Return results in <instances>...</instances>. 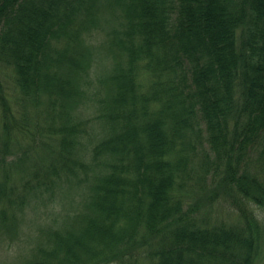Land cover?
Instances as JSON below:
<instances>
[{"label": "trees", "instance_id": "trees-1", "mask_svg": "<svg viewBox=\"0 0 264 264\" xmlns=\"http://www.w3.org/2000/svg\"><path fill=\"white\" fill-rule=\"evenodd\" d=\"M1 61L38 118L0 79V249L33 220L20 264H259L264 0H0ZM207 178L238 221L187 199Z\"/></svg>", "mask_w": 264, "mask_h": 264}, {"label": "rangeland", "instance_id": "rangeland-1", "mask_svg": "<svg viewBox=\"0 0 264 264\" xmlns=\"http://www.w3.org/2000/svg\"><path fill=\"white\" fill-rule=\"evenodd\" d=\"M105 18V17H104ZM103 20L101 19V24L100 26H102V28L107 29L108 24L106 22H102ZM96 30V29H95ZM98 34L96 35L101 41L104 39L106 34L104 32H101L97 29ZM94 42V41H93ZM98 78L99 75L98 74H94L93 73V79L96 80V82H98ZM0 79L4 85V88L9 96V98L11 99L12 105L14 108H16L18 110L17 112V116L18 117H29V119L31 120H35L38 118V114L37 112H35L36 110L32 109V107H25L22 104V95L19 93V91L17 90V87L15 85L14 82V78H13V73L12 70L10 68V66H8L7 63H5V61H1L0 62ZM142 81L146 84L149 83V78L148 75L146 73H142ZM96 115V112L94 111H85L83 113V118L86 121V123L89 125L88 126V133L90 136H92L94 134V132H97V128L98 126L96 124H94L92 126V123H95L94 121V116ZM39 140V139H37ZM197 151H199V147L197 146ZM253 160H257L258 159V151H254L253 153ZM31 156L33 157H37V155H35V152L31 153ZM251 167H257L256 164L251 165ZM212 168V167H211ZM213 170V168H212ZM216 184L217 181L216 179H211V178H207L206 183H205V187L204 188H190L189 189V195L190 197H187V199L192 202V203H197L198 204V209L199 212L206 214L209 218V220H211L212 222L214 221H218V220H227L228 222H233V221H238V211L236 210V208L234 207V205L232 204V202H230V198L228 199V201L224 200L223 198H219L217 199V201L211 205H209L208 200L206 198L207 193L211 192L212 190H214L216 188ZM60 197V198H59ZM75 195L71 194H66L65 196L60 195V193H56V195L54 196V199H58L57 201V210L60 211V213L62 212V210H68L71 209L72 204H75ZM255 210V213L257 215V217L260 219V221L262 222V225L264 226V210L257 207L256 205H254L252 207ZM56 210V211H57ZM39 212V211H38ZM43 213H45L43 210H40V214L38 215L37 212L31 211L28 214V219H35L38 216H40V219L43 221L44 218H54L53 216H47V215H43ZM202 216V215H201ZM29 221H33V220H28V222L26 221L25 223L20 224L19 226V232L17 234V237L15 238H21V240H17V244L15 245V248H13V250H10L11 253L8 252L6 245L3 247V249H0V264H12L15 260L16 263L20 264V260L18 258V255L22 253L23 249L21 248V246L18 244L20 243L21 245H28L30 242H32L29 239H32L29 235V232L33 233V236L37 233V224H31ZM28 228L29 230L25 231L24 229ZM25 232L26 235H24L23 233ZM29 238V239H28ZM16 249V250H15ZM22 250V251H21ZM15 253V254H14ZM14 256V257H13ZM261 260H259V264H264V246H263V250L261 251ZM22 264H24V262H22ZM115 264V263H113Z\"/></svg>", "mask_w": 264, "mask_h": 264}]
</instances>
